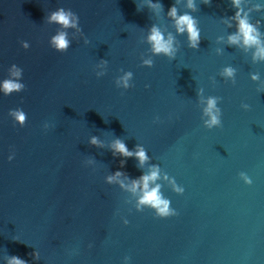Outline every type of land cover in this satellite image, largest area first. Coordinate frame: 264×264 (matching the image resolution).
I'll list each match as a JSON object with an SVG mask.
<instances>
[{
  "label": "water",
  "instance_id": "95a60500",
  "mask_svg": "<svg viewBox=\"0 0 264 264\" xmlns=\"http://www.w3.org/2000/svg\"><path fill=\"white\" fill-rule=\"evenodd\" d=\"M261 49L264 0H0V264H264Z\"/></svg>",
  "mask_w": 264,
  "mask_h": 264
},
{
  "label": "clouds",
  "instance_id": "9594fccd",
  "mask_svg": "<svg viewBox=\"0 0 264 264\" xmlns=\"http://www.w3.org/2000/svg\"><path fill=\"white\" fill-rule=\"evenodd\" d=\"M237 2H238V0H237ZM171 12L173 15H175L176 10L174 7L171 9ZM50 20L55 21L59 24H62L64 27L75 26L76 25V14L70 10L65 11L63 8H60L51 14ZM179 24H181V25L186 24L187 25V30L190 33L189 38L192 42V46L195 47L197 45V42L199 39V33L195 29L192 19L188 15H184L179 20ZM240 25H241V31L245 37V43H248V44L255 43L256 38L253 35H251V33L253 32V29L251 28V26L248 25L244 20L240 21ZM181 30H183V29H181ZM153 33L154 34L150 37V39L155 42V44H154L155 51H157V52L163 51V52L171 55L172 49H171L170 43L164 42L162 39V35L159 32H157L155 30V28L153 29ZM232 39L234 40L235 37H232ZM53 43L56 46V48L60 51H64L65 49H67L68 41L66 39V33L60 32L56 36H54L53 37ZM261 52L264 53V49H261ZM226 72L229 75H231V69H226ZM16 75H19V72H17ZM130 75L131 74L128 73L123 78H121L122 83L124 84L125 87L128 86L127 81H128V77ZM20 87H22L20 84H18L16 82H11V81L5 82L3 84V88H4L6 93L11 92L14 89H19ZM145 87H148V85H145ZM243 107L247 108L249 106L243 105ZM214 108H215V99L209 98L208 105L204 110L205 113L208 114L210 117L209 120L205 121V124L209 129H211L214 125L215 126H221L222 125V122L217 115V113H219V109H217L216 113H214L213 112ZM16 115L18 116V119L21 122H23L24 115L20 114V113H17ZM92 143H94V144L96 143L95 137L92 138ZM115 149L117 151H119L124 156L133 155V153L130 152L127 149L126 145L124 143H122L120 140L116 141ZM135 155L138 157V159L141 163H143L147 159V155L142 148H140L139 151L135 152ZM12 158H13V156L8 157L9 160H12ZM120 174H121L120 172H117V175H120ZM156 177H157L156 171H152L150 175L143 176L144 188L147 189L148 188V181L154 180ZM109 179H111V177ZM178 191H182V189H178ZM142 203H145V204H148L152 207H155L157 210L158 217H168V216H173V215L177 214L176 210L170 209L169 201L161 198L157 188H154L150 191H147L143 197ZM10 264H27V262L24 260H21L17 256H12L10 259Z\"/></svg>",
  "mask_w": 264,
  "mask_h": 264
}]
</instances>
